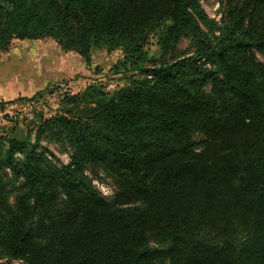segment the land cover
Segmentation results:
<instances>
[{
	"label": "trees",
	"instance_id": "16d2710c",
	"mask_svg": "<svg viewBox=\"0 0 264 264\" xmlns=\"http://www.w3.org/2000/svg\"><path fill=\"white\" fill-rule=\"evenodd\" d=\"M46 38L87 63L122 49L124 84L0 138V264H264V0L219 22L200 0H0L1 52Z\"/></svg>",
	"mask_w": 264,
	"mask_h": 264
},
{
	"label": "rangeland",
	"instance_id": "374dc122",
	"mask_svg": "<svg viewBox=\"0 0 264 264\" xmlns=\"http://www.w3.org/2000/svg\"><path fill=\"white\" fill-rule=\"evenodd\" d=\"M223 1L200 0V3L209 17L219 22ZM155 42L153 40L150 46L153 50H157ZM190 51V41L184 39L178 45L177 56ZM256 56L259 61L264 62V55L257 53ZM122 58V49L108 51L105 48H94L90 62L87 63L78 54L63 51L51 38L14 40L7 52L0 51V83L4 79L8 87L19 80L18 84H21L22 89L13 102L0 109V138L23 139L29 132H32L34 138L39 117L42 115L50 118L56 115L64 105L62 101L66 94H79L90 85L102 87L109 92L119 90L124 82L114 72L116 64ZM31 83L34 88L26 87ZM55 86L59 88L54 89ZM39 92L42 97L36 96ZM194 138L196 142L202 140L200 134ZM42 145L55 155L59 163L69 162L70 148L47 139L42 141ZM88 175L93 179L96 188L111 200L117 190L114 181L103 172L96 174L89 171Z\"/></svg>",
	"mask_w": 264,
	"mask_h": 264
},
{
	"label": "crops",
	"instance_id": "0c3cea01",
	"mask_svg": "<svg viewBox=\"0 0 264 264\" xmlns=\"http://www.w3.org/2000/svg\"><path fill=\"white\" fill-rule=\"evenodd\" d=\"M18 82L19 80L14 81V83L10 84L7 87L6 86L7 83H5L4 79H2V83H0V101H11L21 94L20 90L22 88H21V84H18ZM33 86H34L33 83H31L29 84V86H26V87L34 88ZM28 90H34V89H28Z\"/></svg>",
	"mask_w": 264,
	"mask_h": 264
},
{
	"label": "built area",
	"instance_id": "2783aa9c",
	"mask_svg": "<svg viewBox=\"0 0 264 264\" xmlns=\"http://www.w3.org/2000/svg\"><path fill=\"white\" fill-rule=\"evenodd\" d=\"M5 106H6V105H5ZM5 106H4V107H5ZM4 107H3V108H4ZM3 108H0V109H3Z\"/></svg>",
	"mask_w": 264,
	"mask_h": 264
}]
</instances>
